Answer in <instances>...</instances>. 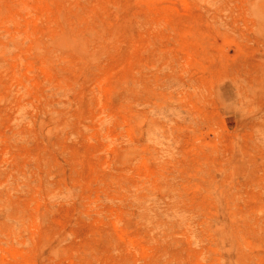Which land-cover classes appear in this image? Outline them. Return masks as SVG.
<instances>
[{"label":"rangeland","instance_id":"374dc122","mask_svg":"<svg viewBox=\"0 0 264 264\" xmlns=\"http://www.w3.org/2000/svg\"><path fill=\"white\" fill-rule=\"evenodd\" d=\"M0 264H264V0H0Z\"/></svg>","mask_w":264,"mask_h":264}]
</instances>
